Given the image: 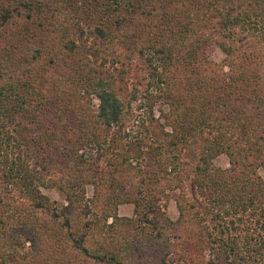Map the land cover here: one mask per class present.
<instances>
[{
	"label": "trees",
	"instance_id": "1",
	"mask_svg": "<svg viewBox=\"0 0 264 264\" xmlns=\"http://www.w3.org/2000/svg\"><path fill=\"white\" fill-rule=\"evenodd\" d=\"M0 264H264V0H0Z\"/></svg>",
	"mask_w": 264,
	"mask_h": 264
},
{
	"label": "rangeland",
	"instance_id": "2",
	"mask_svg": "<svg viewBox=\"0 0 264 264\" xmlns=\"http://www.w3.org/2000/svg\"><path fill=\"white\" fill-rule=\"evenodd\" d=\"M208 58L210 60L216 62V63H220L223 60V53L217 47H212L209 50ZM92 102H93L92 104H93L94 109H97L98 101L93 97ZM160 107L163 108L164 110H166V107L162 106V105H158L157 107H155L154 115L156 118H159V113H158L157 109ZM137 114H142V113L135 111L133 120L131 121L130 124H132L134 119H136L135 116ZM160 121L163 123V120H160ZM214 164L220 168H227L228 167V159L225 155H220L216 159H214ZM40 190H41L42 194H44L46 197H48L51 201L55 202L57 206H61V205L66 204L63 195L56 188H51V189L41 188ZM13 193L15 195H17L16 190L13 191ZM93 194H94V188L91 186L87 187V197L92 198ZM118 214L120 216L131 217L133 214V206L131 204L120 205L118 207ZM166 214L172 220H175L177 218L178 212H177L176 205H175L173 200L169 201V203L167 204ZM252 235L254 236L255 234H252ZM19 242H20V244L17 247L18 251L20 253H28L30 251L29 250L30 243L25 241L23 238H20Z\"/></svg>",
	"mask_w": 264,
	"mask_h": 264
}]
</instances>
